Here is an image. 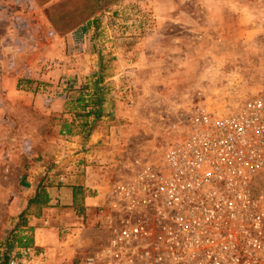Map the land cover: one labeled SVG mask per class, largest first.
<instances>
[{
    "label": "rangeland",
    "instance_id": "1",
    "mask_svg": "<svg viewBox=\"0 0 264 264\" xmlns=\"http://www.w3.org/2000/svg\"><path fill=\"white\" fill-rule=\"evenodd\" d=\"M226 1H232L238 12L226 16ZM13 4L21 37L10 40L1 33L0 52L4 53L0 59L10 68L26 43L34 41L42 46L43 70L41 78L29 79L38 85L18 87L15 94L19 95L10 98L0 87V262L16 256L25 258L27 264H78L86 250L99 242L101 225L109 215L100 207L103 201L86 208L83 215L66 202L59 204L63 208L59 238L71 243L59 249V263L49 262L46 252L32 245L19 246V239H25L19 235L25 228H19V217L38 184L43 179L53 185L72 182L63 164L69 153L62 150L68 138L62 126L71 120V113L60 101L70 95L68 86L76 76L67 75L69 71L55 73L62 69L67 48L75 53L74 63L96 67L93 80L103 67L107 99L119 90L122 102L134 107L125 128L128 133L123 139L118 132L114 136L121 138L125 155L108 169L112 173L109 184L122 163L136 157H158L171 141V127L178 116L194 104L224 109L241 104V92L264 90L257 87L264 83V0H14ZM214 10L218 19H214ZM94 19L99 21L97 29L84 30ZM34 31V39L26 35ZM50 36L61 42L55 61L46 51ZM77 45L83 48L81 53L75 51ZM135 64L140 72L135 77L139 88L132 86L131 77L118 88L106 83L116 69ZM50 72L55 76L43 78ZM76 89L75 96L78 90L89 92L87 86ZM139 91L145 96L138 97ZM33 93L45 97L42 108L30 99ZM134 98L142 102L135 104ZM89 139L81 137L84 143ZM84 197V193L78 195L79 207ZM27 248H33L34 255L25 257L22 251ZM41 253L43 262L36 257Z\"/></svg>",
    "mask_w": 264,
    "mask_h": 264
},
{
    "label": "built area",
    "instance_id": "2",
    "mask_svg": "<svg viewBox=\"0 0 264 264\" xmlns=\"http://www.w3.org/2000/svg\"><path fill=\"white\" fill-rule=\"evenodd\" d=\"M171 128L158 157L116 168L99 242L78 264H264V90L194 104Z\"/></svg>",
    "mask_w": 264,
    "mask_h": 264
},
{
    "label": "crops",
    "instance_id": "3",
    "mask_svg": "<svg viewBox=\"0 0 264 264\" xmlns=\"http://www.w3.org/2000/svg\"><path fill=\"white\" fill-rule=\"evenodd\" d=\"M13 3L14 0H0V38H2V34L4 32L6 33L5 38L10 40H15L21 37L20 33L17 32L18 29H20V27H17V24L21 25V22L16 20L19 19V16L13 9L14 6H16ZM226 3V7L229 10H227L226 16L234 15V13L238 12L235 11L234 7L236 5L232 4V1H226ZM216 12L217 10H214V19H218V14ZM26 35L28 37L32 36V39H34L36 32H26ZM50 39V47L46 48V51L48 52V55L51 54L50 56L52 61H55L54 59L58 57L57 51L59 50V45H61V42L58 41L57 36H50ZM40 45L41 43L36 45L34 41L29 44L26 43L24 52L22 55H19V58L17 57L13 60V64H11L10 68V65L6 64V60L0 59V87L3 89V91L8 93V97L11 95H19L17 93L15 94L18 87L28 84H34L35 86L38 85L37 82H31L29 79H39L42 76L41 72L43 69L40 63L43 56V50L42 46ZM12 48L16 49V43H12ZM70 49L71 48H67L66 50V57L64 58L65 62L61 64L62 69H55V73L60 71H65L68 73L69 71L67 75L76 76V78L74 77L73 79L74 81L70 83V86H68L69 90L71 91L70 95H65V98L62 97L63 99L60 101L63 105L66 102H72L71 99L76 97L74 94L76 93V88L79 89L86 86L89 87V92L86 97L90 96V94H92L91 88L93 84V77L96 75V67H93V65L91 66V64L89 65L88 63H74L73 56H75V53H72ZM78 49H80L81 53L83 48H79L77 45L75 51H79ZM9 51L12 53L13 50L11 47ZM170 51L171 50H169V52ZM0 53H4V50ZM32 54L35 55L34 59L32 58ZM87 58L88 57L86 56L85 60ZM56 64L58 67L60 63ZM135 67H138V65H128L126 68H123L122 66L121 68L116 69V71L109 77L106 83L110 85L114 84L116 85V88H118V85L122 84V81L131 77L132 86L135 85L136 88H139V84L135 77L139 76L138 74H140V72L134 69ZM52 73L53 72H50L47 74V76L45 73L43 78L52 75L55 76V74ZM140 87H144V85ZM257 87L263 88L264 83L257 85ZM74 89L76 90L74 91ZM241 93V96L246 99L250 96L258 94L259 92H256L255 94L252 92ZM141 94L142 93L139 91L138 97L145 96L144 94ZM32 96L34 98L32 97L30 99L35 101L34 103L36 107L42 108L46 102L45 97L37 93H33ZM121 98V92L119 93L118 90L117 93L107 99V103L104 107L106 113L109 115L97 123L98 125L93 129L90 139L87 143L82 142L80 136H68L67 142L64 144L65 147H62V150L64 152L67 151L69 156H67V159L63 164L68 173L67 180L71 179L72 182H67V184L55 183L56 185L54 184L52 187H50L48 189L51 197L50 207L44 208L40 217L29 216L28 226L19 232L21 237H31L33 239L32 246H34L39 251L46 252L49 262L59 263L61 261L59 259V249H61L64 244H71L70 241L65 242L59 238V215L62 213L61 210L63 209L59 207V204L63 205L64 202H66L65 204L68 206H73V204L77 203L78 201L77 193L82 192L85 196L83 205L86 208H95L96 206H99L105 196L107 184L109 182L108 177L111 178L112 175L108 169L111 168V165L113 166L112 163L116 160V158L125 155V150L119 141L121 138L123 139V135H125V133H128V129L125 131V128L127 127V123H129L133 118L134 107L132 106V108H129L128 105H125L122 102ZM141 98L143 99V97ZM137 101L139 103L142 102V100L136 99L134 101L135 104H137ZM68 106L70 105H67V107ZM70 119H72V116H70ZM65 127L66 125L62 126V129ZM108 127H110V129ZM132 131L133 128L131 132H129V134L131 133L130 136L132 135ZM64 132L66 131L63 130L62 134ZM116 132L122 134V137L114 138ZM80 169L81 171L79 172ZM65 197L68 198L65 200ZM70 209L73 210L72 207H70ZM71 220L73 222L75 221L74 219Z\"/></svg>",
    "mask_w": 264,
    "mask_h": 264
},
{
    "label": "trees",
    "instance_id": "4",
    "mask_svg": "<svg viewBox=\"0 0 264 264\" xmlns=\"http://www.w3.org/2000/svg\"><path fill=\"white\" fill-rule=\"evenodd\" d=\"M98 22V19L88 22L84 30L93 27L97 29ZM101 68L98 77L96 76L93 80L91 88L92 94H90V96L86 97L84 91L78 90L76 97L71 99L72 102L65 103L66 105H70L69 112L72 116L69 122L66 121L68 124H66L65 128L66 134L69 137L80 136L85 137L87 140L91 136L93 129L97 126V123L109 115L106 113L104 107L107 103L108 89L104 86V69L103 67ZM52 186L53 184L47 183L44 179L38 184L35 194L29 199L26 209L19 217V228L28 226V216L40 217L43 209L50 207L51 197L48 189ZM81 193L82 192H78L77 194L79 195ZM73 207L79 210L80 215H83L86 209L84 205L79 207L78 203H74ZM32 244L33 239L31 237L19 239L20 247L25 248ZM0 264H9V259L6 258L3 262H0Z\"/></svg>",
    "mask_w": 264,
    "mask_h": 264
}]
</instances>
